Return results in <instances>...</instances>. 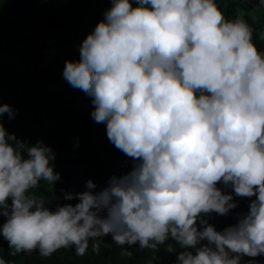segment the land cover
<instances>
[{
  "label": "clouds",
  "instance_id": "1",
  "mask_svg": "<svg viewBox=\"0 0 264 264\" xmlns=\"http://www.w3.org/2000/svg\"><path fill=\"white\" fill-rule=\"evenodd\" d=\"M103 16L63 78L91 98V118L132 169L100 191L88 180L85 191L64 193L77 203L52 210L31 191L45 181L51 192L60 180L52 150L9 134L2 120L14 110L0 103V237L9 255L70 247L84 255L90 241L99 252L108 235L153 251L172 239L183 249L177 264L264 255V52L251 26L226 18L216 0H111ZM234 196L249 198V210L218 231L204 217L228 215Z\"/></svg>",
  "mask_w": 264,
  "mask_h": 264
},
{
  "label": "trees",
  "instance_id": "2",
  "mask_svg": "<svg viewBox=\"0 0 264 264\" xmlns=\"http://www.w3.org/2000/svg\"><path fill=\"white\" fill-rule=\"evenodd\" d=\"M239 1L216 0L226 18L245 19L253 29V42L264 52V5L247 0L258 11H239ZM110 7L111 0H0V103L14 110V118L5 114L2 123L17 140L29 145L42 141L51 148V166L60 180L51 192L45 181L31 191L52 210L57 204L78 202L65 200L64 193L85 191L88 180L97 185L93 191H100L113 175H125L133 166L132 159L109 142L106 125L91 118V98L63 78L65 61L79 60L80 44ZM234 199L238 206L228 215L204 217L218 231L235 225L248 212L249 198ZM5 221L0 217V224ZM101 239L99 252L93 251L90 241L84 255L70 247L42 257L38 250L11 256L8 242L0 237V257L9 264H177L183 250L172 239L156 251L138 244L118 246L111 235ZM168 245L174 251H167ZM241 264H264V255L244 256Z\"/></svg>",
  "mask_w": 264,
  "mask_h": 264
},
{
  "label": "rangeland",
  "instance_id": "3",
  "mask_svg": "<svg viewBox=\"0 0 264 264\" xmlns=\"http://www.w3.org/2000/svg\"><path fill=\"white\" fill-rule=\"evenodd\" d=\"M243 3H245L247 6H243ZM237 9L239 11H251V12H257V8L252 4H248L247 0H241L237 4ZM69 54V53H68Z\"/></svg>",
  "mask_w": 264,
  "mask_h": 264
}]
</instances>
